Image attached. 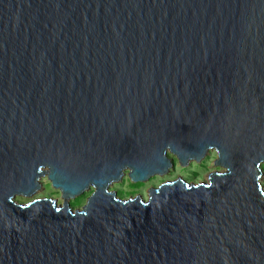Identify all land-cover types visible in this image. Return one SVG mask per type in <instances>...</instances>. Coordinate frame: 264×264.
I'll list each match as a JSON object with an SVG mask.
<instances>
[{
    "label": "water",
    "instance_id": "water-1",
    "mask_svg": "<svg viewBox=\"0 0 264 264\" xmlns=\"http://www.w3.org/2000/svg\"><path fill=\"white\" fill-rule=\"evenodd\" d=\"M262 164L264 0H0V264H264Z\"/></svg>",
    "mask_w": 264,
    "mask_h": 264
},
{
    "label": "rangeland",
    "instance_id": "rangeland-1",
    "mask_svg": "<svg viewBox=\"0 0 264 264\" xmlns=\"http://www.w3.org/2000/svg\"><path fill=\"white\" fill-rule=\"evenodd\" d=\"M167 156L173 162V167L169 169L164 175H155L150 180L139 183H132L126 177V173L119 180L111 183L109 189L116 192L119 198L126 199L129 197H134L136 194H140V197L144 200L147 199V189L149 187H157L160 183L165 181L173 180L176 178H181L188 183H198L207 180V176L212 171H221L222 168L215 166L213 161L216 159V152L214 150H209L205 157L200 162L190 161L186 165H180L177 159L170 153ZM262 177L260 179L262 188L264 190V165H261ZM92 188L84 191L78 196L69 199L68 204L71 209H81L85 204L87 197L90 195ZM53 198L56 199L58 203H62L63 199L61 193L58 189L51 186V183L42 177L40 181V188L31 196L24 197L17 195L15 200L18 203L26 202L32 198Z\"/></svg>",
    "mask_w": 264,
    "mask_h": 264
},
{
    "label": "flooded vegetation",
    "instance_id": "flooded-vegetation-1",
    "mask_svg": "<svg viewBox=\"0 0 264 264\" xmlns=\"http://www.w3.org/2000/svg\"><path fill=\"white\" fill-rule=\"evenodd\" d=\"M171 167H173V162H172V166H171ZM171 167H170V168H171ZM170 168H169V169H170ZM168 171H169V170H168ZM168 171H167V172H168ZM126 172H127V173H126ZM167 172H166V173H167ZM125 173H126V177H127V178L130 180V182H132V183L145 182V181L150 180L153 176H155V175H153V176L149 177V178H148L147 180H145V181H133V180H131V179L128 177V170H124V171H123V175H122V177L124 176ZM122 177H121V178H122ZM118 181H119V180H118ZM152 188H154V187H149V188L147 189V192H146V193L148 194V191H149L150 189H152ZM135 196H140V194H136ZM69 199H70V198H69ZM69 199H68V201H69Z\"/></svg>",
    "mask_w": 264,
    "mask_h": 264
}]
</instances>
